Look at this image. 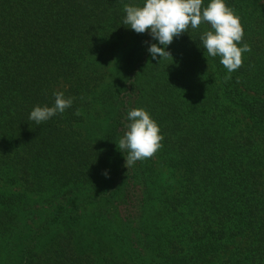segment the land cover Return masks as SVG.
I'll list each match as a JSON object with an SVG mask.
<instances>
[{
  "label": "trees",
  "instance_id": "obj_1",
  "mask_svg": "<svg viewBox=\"0 0 264 264\" xmlns=\"http://www.w3.org/2000/svg\"><path fill=\"white\" fill-rule=\"evenodd\" d=\"M134 2L0 0V264H264V0H227L251 47L230 74L204 23L153 60ZM54 90L72 107L29 120ZM133 108L163 140L126 166Z\"/></svg>",
  "mask_w": 264,
  "mask_h": 264
},
{
  "label": "clouds",
  "instance_id": "obj_2",
  "mask_svg": "<svg viewBox=\"0 0 264 264\" xmlns=\"http://www.w3.org/2000/svg\"><path fill=\"white\" fill-rule=\"evenodd\" d=\"M124 12V26L138 34L147 33L156 41L145 44L151 58H159V64L168 57L173 58L168 48L175 38L189 28L198 29L202 23L210 27L201 33L199 47L207 60L219 57L229 74L242 66L243 53L251 51L247 43L240 46L244 27L227 0H208L206 6L204 0H140L125 4ZM52 95V105H36L29 120L40 125L72 107L74 98L66 96L64 91L54 90ZM126 120V131L116 145L123 154L127 152L124 157L128 166L151 158L162 147L163 136L159 124L146 109H130ZM104 175H108L107 171Z\"/></svg>",
  "mask_w": 264,
  "mask_h": 264
}]
</instances>
